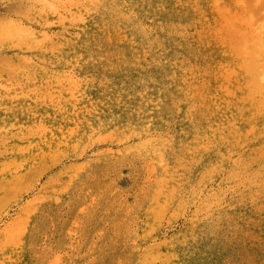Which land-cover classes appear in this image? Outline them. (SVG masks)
I'll use <instances>...</instances> for the list:
<instances>
[{
	"label": "rangeland",
	"instance_id": "374dc122",
	"mask_svg": "<svg viewBox=\"0 0 264 264\" xmlns=\"http://www.w3.org/2000/svg\"><path fill=\"white\" fill-rule=\"evenodd\" d=\"M237 3L0 0V264H264V97L216 11Z\"/></svg>",
	"mask_w": 264,
	"mask_h": 264
},
{
	"label": "clouds",
	"instance_id": "9594fccd",
	"mask_svg": "<svg viewBox=\"0 0 264 264\" xmlns=\"http://www.w3.org/2000/svg\"><path fill=\"white\" fill-rule=\"evenodd\" d=\"M233 11L227 5H216L223 43L236 59L238 72L247 80L253 96L264 97V22L255 23L244 11L243 0H238Z\"/></svg>",
	"mask_w": 264,
	"mask_h": 264
},
{
	"label": "bare ground",
	"instance_id": "6f19581e",
	"mask_svg": "<svg viewBox=\"0 0 264 264\" xmlns=\"http://www.w3.org/2000/svg\"><path fill=\"white\" fill-rule=\"evenodd\" d=\"M236 1L238 2V0ZM255 2V5H257L256 9L259 8L258 11H256L255 7L252 8L254 4L252 7L251 4H244V11L250 16V19H252L255 23L259 24L264 22V6L262 7L261 5V8L260 5L257 4L258 0H255ZM256 14L258 16H256ZM59 161V156L56 153L52 152V150H50L41 152V154L33 157L30 161L23 160L16 162V169L14 168L15 170L12 172L11 178L8 180V189L11 191H15L17 190V188L20 189L21 186H23L24 184H27V188H33L35 182L41 178L43 173H45L50 167H52ZM6 195L7 194H4L0 197V203L4 200V198L6 199Z\"/></svg>",
	"mask_w": 264,
	"mask_h": 264
}]
</instances>
